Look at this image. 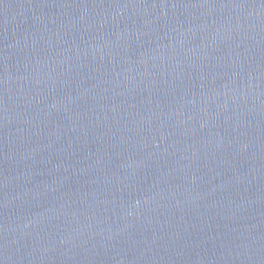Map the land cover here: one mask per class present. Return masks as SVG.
Segmentation results:
<instances>
[{
  "label": "water",
  "instance_id": "95a60500",
  "mask_svg": "<svg viewBox=\"0 0 264 264\" xmlns=\"http://www.w3.org/2000/svg\"><path fill=\"white\" fill-rule=\"evenodd\" d=\"M0 264H264V0H0Z\"/></svg>",
  "mask_w": 264,
  "mask_h": 264
}]
</instances>
